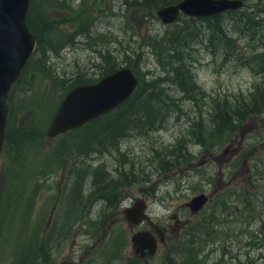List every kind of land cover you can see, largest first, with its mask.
<instances>
[{"label":"rangeland","instance_id":"obj_1","mask_svg":"<svg viewBox=\"0 0 264 264\" xmlns=\"http://www.w3.org/2000/svg\"><path fill=\"white\" fill-rule=\"evenodd\" d=\"M131 1L64 0L66 8L49 13L53 51L46 53L44 64L39 63V54H33L8 101L11 123L6 126L0 156V264L38 260L41 240L54 235L57 226L72 216V207H77L72 198L78 191L75 185L82 186L88 196L93 181L90 174L99 163L105 167L100 173L96 170L102 174L98 177L101 183L124 181L122 188L112 192L109 188L108 196L121 189L123 207L132 199L145 198L152 217L167 229L184 224L190 214L185 205L193 197L211 195L204 210L208 224L224 221L225 229L232 228L229 232L239 240V264H264V113L237 120L225 133L216 124L225 102L234 115L240 100L257 87L264 89V71L252 60L254 53L264 49V22L260 28L254 24L253 32L247 33L241 24L245 14L226 12L217 21L193 19L187 25L188 42L179 50L197 87L188 98L169 75L160 86L163 103L158 112L153 110L152 122L136 112L113 125L123 113L115 109L89 127L53 140L46 138L65 91L78 78L97 82L114 67H128L136 72L142 89L143 79L167 77L162 38L174 34L189 18L182 16L174 24L163 25L156 11L149 13ZM244 3L247 14H258L264 20V0ZM84 9L86 15H81ZM69 11L80 15V22L86 16L92 19L88 36L61 41L78 28L76 21L66 18ZM44 65L46 72L42 73ZM49 73L57 79L52 80ZM240 111L242 115L246 110ZM116 129L121 132L114 133ZM82 139L92 148L80 156ZM97 152L106 154L102 161L97 160ZM74 164L76 172L72 171ZM89 203L78 206L84 208L76 219H98V209L88 215ZM89 229L80 226L74 236L69 233L57 259L65 262L78 246L85 245Z\"/></svg>","mask_w":264,"mask_h":264},{"label":"flooded vegetation","instance_id":"obj_2","mask_svg":"<svg viewBox=\"0 0 264 264\" xmlns=\"http://www.w3.org/2000/svg\"><path fill=\"white\" fill-rule=\"evenodd\" d=\"M105 155L97 152V160L102 161ZM101 168L104 170L105 167L99 163L90 174L93 181L87 201L90 202L91 207L86 210L90 215L92 211L98 209L100 212L98 219L80 221L79 218L76 219V214L80 213L82 208L72 207L71 217L73 218L63 221L50 238L45 237L41 240L38 260L32 258L27 264H239V240L233 231V234L229 232L232 228L228 225V229H225L224 221H211L208 224L205 219L204 210L212 199L211 195H206L207 203L198 212L192 213L189 206L185 205L190 214L178 229L173 226H168L167 229L160 221L155 220L147 204L145 213L149 220L134 225L126 220L124 210L133 206L136 201L133 202L132 199L130 205L123 207V200L119 199L121 189L114 196H108L106 191L109 186H112V192V189L122 188L124 181L119 178L106 186L96 178V170L102 172L99 170ZM118 173L122 175V172ZM142 200L145 202V198ZM55 201L57 202V199ZM76 202V206L81 205L78 197ZM97 205L104 207H94ZM64 224L66 228L63 227ZM80 226L90 228L84 236L85 245L78 246L77 251L68 256L65 262L58 260L57 253L62 249L69 233L72 232L74 236L76 228ZM159 231L164 234L163 241L160 240ZM143 232L148 233L156 243L154 253L136 252L132 236ZM97 233L102 236L98 237ZM167 245H169L168 250L165 253L160 252ZM54 253L56 260L53 262Z\"/></svg>","mask_w":264,"mask_h":264},{"label":"water","instance_id":"obj_3","mask_svg":"<svg viewBox=\"0 0 264 264\" xmlns=\"http://www.w3.org/2000/svg\"><path fill=\"white\" fill-rule=\"evenodd\" d=\"M245 6L243 0H182L156 11L163 25L174 24L182 16L192 19L211 18L226 12H235ZM30 0H0V156L4 146L9 114V95L23 69L33 56L37 41L29 30L27 17ZM139 77L131 68H121L94 84L72 88L60 101L45 135L54 139L76 130L91 120L108 113L124 103L137 89ZM207 196L193 197L186 205L192 213L207 203ZM146 203L136 201L124 210L126 220L134 225L149 220ZM163 241V232L159 231ZM133 246L140 254L154 253L156 243L146 232L132 236Z\"/></svg>","mask_w":264,"mask_h":264},{"label":"trees","instance_id":"obj_4","mask_svg":"<svg viewBox=\"0 0 264 264\" xmlns=\"http://www.w3.org/2000/svg\"><path fill=\"white\" fill-rule=\"evenodd\" d=\"M180 1H182V0H132L131 4L136 3L137 4L136 7L141 8L143 10H148L149 13H154L155 11H157L161 7L173 5V4H176ZM243 1H245V0H243ZM125 2H126V4H129L128 3L129 0H125ZM61 7L66 8L64 0H30V8H29L28 17H27V25H28L29 30L34 34L36 41H37V46H36V50L34 53L40 55L39 63L43 62V64H44L45 60H46V55H47L46 53L53 51V49H51L53 40H52V37L50 35L53 23H51L49 21V13L52 12L53 10H56L58 8H61ZM82 12H84V13H82L81 15H83V14L86 15L85 14L86 9H84ZM229 13L233 14V15L245 14L244 17L242 18L243 20H242L241 24L243 26V30L247 33L253 32V30L255 29V25H257L260 28V25H262V22H264V20L262 18H260L258 14L250 13V15H249L243 9H241L240 11L238 10L237 12H229ZM66 15H67L66 18L70 22L76 21L78 28L74 31L75 33L73 32L71 35L62 36L61 41L64 40L65 38H67V40H70V38L72 36H75L76 38L78 36H85V35L88 36V33L90 32V30H89L90 25H91L90 22L92 21V19L89 16L84 17V19L80 22L79 18H78V17H80V15L77 14L78 15L77 16L76 14H74L73 11L66 12ZM220 16L221 15L216 16V17L207 18V19L217 21L220 19ZM193 21L194 20L192 18L186 19V21L184 22L185 25L182 28L180 27L174 34L169 33L162 38V43L164 44V47H165L166 60H168L167 65L169 66V67H167V70H169L166 73L167 77H165V78L152 77L151 80H149V82H146L143 79V81H142L143 83H142V87H141L142 89H139V87H137L138 89L135 90V92L131 95L130 98H128L124 103H122L121 105H119L118 107L115 108L117 110H119V109L123 110V113H121V115H119L118 117H116V119L113 120V125H118L126 115H130V113L135 114L136 112L141 113V115L142 116L144 115V117H149L150 120H148V121L152 122L151 118L154 115H151V114L156 112V110L158 112V110H159L158 108H160L162 103H163V100H161V95H160L162 93V89L160 88V86L162 84H164V82H167L169 80V77H168L169 75L173 76L174 83L178 86L180 92H182L186 96V98H188L187 97L188 95H191L193 92H195L197 90V87L194 83L193 75H192L191 71L185 66L183 58L181 57V54L179 53V50L181 47H183L185 40H186V42H188L189 33H188V28H187L188 26L187 25ZM219 30L221 31L220 26H219ZM221 33L224 36L226 35L224 30ZM74 42L75 41H71V43H74ZM62 44L64 45V43H62ZM102 58L104 60H106L108 58V56H102ZM252 60L257 62L259 70L264 71V49H262V52L254 53V58H252ZM246 62L250 64L251 59L247 60ZM35 64H37V63H35ZM26 65L28 66L29 64L27 63ZM44 68H45V65L41 66L40 70L42 73H44V71L46 72V70ZM117 70H118L117 67H114V68L108 70L103 77H105V76H107V75H109V74H111ZM50 76H51L52 80L57 79V77L53 76L52 74H50ZM94 83H96V82L88 81V80L86 81L85 79H79L78 78L76 82H74L68 86L69 88L65 91V93L70 91L72 88H74L78 85L94 84ZM12 90L10 92L9 98L11 96ZM226 104L227 103L225 102V106L222 107V113L220 114L219 123H218V121L216 122V124L221 127L220 130L224 131V133L231 131L235 127L237 120L242 121L244 119V117L248 116L249 114L253 116V115H259V114L264 113V89H262L261 87H257L255 92L251 93L247 99L240 100L239 104L235 105L237 110H236V114H234V115H232V113L230 112L232 110H228L231 107L227 106ZM243 108L246 111L244 112V114L241 115L242 111H240V110H243ZM115 109H113V110H115ZM154 109H156V110L153 112ZM9 110H10V106H9ZM238 116H240V118ZM101 118L102 117L99 116L98 118L91 120L90 122H88L87 124L83 125L82 127L78 128L76 130H80L84 127H89V125L97 122ZM10 123H11V118H10V112H9L8 120H7V126ZM110 125H112V124H108V126H110ZM114 127H116V126H114ZM120 132H121V129L114 130V133H120ZM83 140L84 139L81 140L80 145L78 146L79 147L78 152H79L80 156L87 154L88 151H90V149L92 148V144L89 147L87 139H86L87 142L85 140L84 141ZM95 140H96L95 141L96 144L99 147H104V146L100 145L99 142H97L98 141L97 139H95ZM98 146H95V147L99 148ZM110 146L113 147L114 144H112ZM87 149H89V150H87ZM74 162H76V161L74 160ZM74 167H75V169L73 168L72 171L76 172V170L78 169V166L76 164H74ZM87 169H89V168L87 167ZM73 175H75V174H73ZM96 176L98 178L100 175L96 174ZM77 180H79V178ZM103 183H105V185L107 186L108 184L113 183V181L112 180H110V182L104 181ZM111 187L112 186H109L110 189H111ZM74 190L75 191L78 190V191L74 192L72 195L73 204H77L76 203L77 197L82 198V200L79 199L81 205H83L85 202L86 203L88 202L87 201V194H86L87 191H85L82 186H80V188H79V186L77 187L75 185ZM79 191H80V194H79ZM81 208H82L81 211H83V207H81ZM69 218H71V217H69ZM69 218L67 220H69ZM67 220H65V221H67ZM63 227L66 228L65 225ZM39 253H40V251H39ZM39 253H38V256H39ZM34 256H35V254H34ZM24 259H28V257H26ZM33 260H36V259H33ZM20 264H22V263H20Z\"/></svg>","mask_w":264,"mask_h":264}]
</instances>
